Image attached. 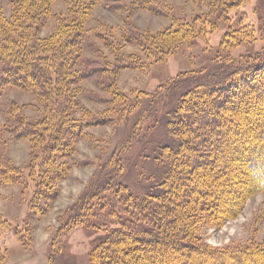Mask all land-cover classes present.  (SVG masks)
I'll return each instance as SVG.
<instances>
[{"label": "trees", "instance_id": "1", "mask_svg": "<svg viewBox=\"0 0 264 264\" xmlns=\"http://www.w3.org/2000/svg\"><path fill=\"white\" fill-rule=\"evenodd\" d=\"M4 1L11 14H4L0 0V96L4 85L29 90L42 101L45 113L37 119L27 118L14 102H4L0 185L23 184L22 169L11 162L5 150L3 132L40 144L41 151L27 165L35 189L23 219L34 221L45 214L46 203L57 195L52 185L66 176L68 158L75 153L73 142L91 124L87 118H76L72 110L79 107L78 82L94 76L97 84L116 98L120 93L112 72L143 67L146 59L129 53L110 69L83 55L84 49L94 45L85 21L94 6L106 1L67 0L68 13L62 16L51 11L54 0ZM116 1L113 8L126 7ZM200 1L208 6V12L191 21L170 16L172 25L150 36L129 26L122 32V45H139L148 57L161 59L164 50L154 47L167 49L172 45H163L167 38L202 34L205 27L228 18L226 13L245 0ZM133 3L136 8L168 15L164 5L155 0ZM51 16L57 19V27L42 36L40 30ZM248 35L244 24L229 25L222 40L224 55L217 56L213 69L205 67L177 76L153 91H141L136 110L116 118L118 139L108 140L107 154L101 158L89 189L54 232L50 264L60 250L59 240L72 227L82 225L100 230L92 240L90 264H209L204 257L209 254L218 264H231L229 259H241L242 264L254 251H208L198 233L200 224L218 226L246 195L264 189V49L237 58L229 53L248 40ZM190 93H194L192 98L185 99ZM162 112L163 121L159 118ZM158 123L170 131L174 145L157 151L164 169L161 180L154 181L145 196L137 195L118 182L126 171L125 154Z\"/></svg>", "mask_w": 264, "mask_h": 264}, {"label": "rangeland", "instance_id": "2", "mask_svg": "<svg viewBox=\"0 0 264 264\" xmlns=\"http://www.w3.org/2000/svg\"><path fill=\"white\" fill-rule=\"evenodd\" d=\"M103 1H106L107 6L103 2L94 6L85 21V29L94 45L88 50L84 49L83 55L105 63L110 69L129 53L140 55L146 59V64L139 68H120L112 72L114 84L120 93L116 98L103 90L94 76L78 82L76 88L79 90V107L72 110L76 118H87L86 121H91V124L73 142L75 153L68 158L67 174L53 183L57 195L46 203V212L38 220L23 218L27 214L28 198L35 189L27 165L41 151L40 144L33 145L26 137L17 138L8 131L3 132L5 150L11 162L22 169L23 184L0 185V264H50L54 232L59 230L64 217L89 189L90 182L98 172L101 158L107 154L108 140L113 138L115 142L118 139L114 132L116 118L122 112L136 110L138 100L143 96L141 91H153L177 76L189 75L205 67L213 69L217 56L224 55L222 40L229 25L236 28L244 24L249 32L248 40L230 49L229 53L233 57L255 54L264 49V0H245L226 13L228 18L217 19L198 36L167 38L163 45L172 44L171 47H154L161 52L164 50L161 59L148 57L146 50L139 45H122V32L133 26L150 36L172 25V16L191 21L197 14L208 12V6L200 0H155L168 10V15H161L154 10L136 8L134 0H120L126 6L124 9L113 8L118 3L116 0ZM1 2L4 14L9 17L10 7L6 1ZM51 11L61 16L67 14V0H54ZM55 27L57 19L51 16L41 28L40 34L50 35ZM91 64L94 65V62ZM193 94H186L185 99L190 100ZM0 101V125L5 120L4 102H14L27 118L37 119L45 113L43 103L37 95L18 86L4 85ZM178 101L181 98L175 100L173 105ZM164 116L165 112H162L159 118L162 120ZM169 144L174 145V140L163 124L132 144L125 154L126 171L118 182L128 186L137 195L145 196L153 182L162 178L164 169L158 163L162 161V157L157 151ZM198 229L200 240L207 245L208 251L237 250L247 253L254 250L256 253L245 256L242 264H264V250L261 251L264 249V189L246 195L231 216L218 226L200 224ZM99 232L98 228L88 225L72 227L59 240L60 250L54 264H90L92 240ZM204 257L209 264L219 262L211 254ZM239 261L229 259L231 264H239Z\"/></svg>", "mask_w": 264, "mask_h": 264}]
</instances>
